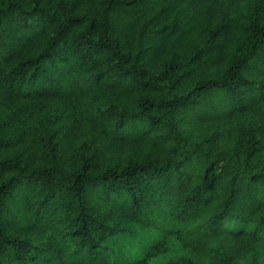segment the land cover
<instances>
[{
	"label": "trees",
	"instance_id": "1",
	"mask_svg": "<svg viewBox=\"0 0 264 264\" xmlns=\"http://www.w3.org/2000/svg\"><path fill=\"white\" fill-rule=\"evenodd\" d=\"M262 252L264 0H0V264Z\"/></svg>",
	"mask_w": 264,
	"mask_h": 264
},
{
	"label": "rangeland",
	"instance_id": "2",
	"mask_svg": "<svg viewBox=\"0 0 264 264\" xmlns=\"http://www.w3.org/2000/svg\"><path fill=\"white\" fill-rule=\"evenodd\" d=\"M223 242H225L224 239H221V238L220 239H216L215 238V239L211 240L210 246L216 247V246H218L219 244H221ZM171 250H172V253H174V254H182V253H184L176 245H172ZM189 256L196 264H208V262H209V258L208 257H201V256L192 255V254H189ZM248 262H249L248 258H245V259L241 260V264H246ZM258 264H264V252H262L260 254Z\"/></svg>",
	"mask_w": 264,
	"mask_h": 264
}]
</instances>
